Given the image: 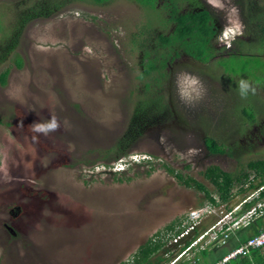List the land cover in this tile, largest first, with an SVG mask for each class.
I'll return each mask as SVG.
<instances>
[{"label":"rangeland","instance_id":"obj_1","mask_svg":"<svg viewBox=\"0 0 264 264\" xmlns=\"http://www.w3.org/2000/svg\"><path fill=\"white\" fill-rule=\"evenodd\" d=\"M176 6L208 8L230 46L215 37L205 62L167 56L155 43L172 27L163 0H0V264H120L207 201L176 173L212 191L207 166L237 175L264 158V0ZM160 54L162 73L142 75ZM50 114L60 130L32 131ZM254 190L236 186L218 212Z\"/></svg>","mask_w":264,"mask_h":264},{"label":"trees","instance_id":"obj_2","mask_svg":"<svg viewBox=\"0 0 264 264\" xmlns=\"http://www.w3.org/2000/svg\"><path fill=\"white\" fill-rule=\"evenodd\" d=\"M96 3H102L106 0H94ZM138 3L155 8L160 0H135ZM162 7V6H161ZM163 8L167 10V20L172 23L171 29L167 33H160L156 36V45L166 47L165 54L172 58L179 54V50L191 56L192 58L205 62L213 55V45L211 39L214 37L213 20L210 10L206 7H199L198 9L189 8L188 10H180L176 6V0H163ZM26 19L21 21V26ZM21 28L19 25H17ZM16 28V27H15ZM264 31V27L261 28ZM17 32V31H16ZM15 33V32H14ZM238 53V50H237ZM234 54V53H232ZM149 58L145 63V68L142 72L150 74L153 70L162 73L161 69L165 65L167 56L163 57L162 54ZM225 58L222 57V59ZM158 62V65H156ZM17 66L21 65L20 59L16 60ZM6 71L0 74V81L3 82ZM244 115L249 121L254 120V113L250 108L243 110ZM203 145L209 153L224 154L225 148L212 136L203 137ZM123 154V152H119ZM171 172L173 170L170 169ZM204 178L213 186V190L209 191L207 187L201 182L192 177L183 178L180 174H175V177L187 187H193L198 191L204 193L206 199L213 203L215 202L214 195L218 196L221 202L229 203L233 198V190L238 186V192L242 193L247 189H257L264 186V158L251 159L247 161L243 172L240 174H233L232 172L225 171L217 165L207 166L203 174ZM264 196V187L260 191V197ZM256 199L244 203L241 207L243 211L255 202ZM180 219L172 221V223L165 226V229L157 231L151 237H148L142 244H140L131 257L121 262L120 264H164L168 258L163 254L166 250L164 234L166 231L173 230L175 225L178 224ZM233 236V235H232ZM230 237L225 245L218 247H211L202 250L199 253V259L196 263L189 260L180 261L177 264H210L223 254L228 252L239 244L234 237ZM203 260V261H202ZM255 264H264L254 262ZM228 264H252L248 254L237 256L232 259Z\"/></svg>","mask_w":264,"mask_h":264},{"label":"built area","instance_id":"obj_3","mask_svg":"<svg viewBox=\"0 0 264 264\" xmlns=\"http://www.w3.org/2000/svg\"><path fill=\"white\" fill-rule=\"evenodd\" d=\"M119 164L122 166L125 162L120 161ZM122 169L123 167L119 170ZM263 187V185L258 187L239 204L224 212L221 210L218 212L219 207L224 206V202H221L217 196H213L216 203L207 200L197 207L190 208L174 229L164 234L166 250L163 255L168 258L164 264H177L186 260L196 263L202 250L225 245L236 229L248 226L264 214V196L260 197ZM253 199H256L255 202L242 211V205ZM219 214V218L207 227H202L208 218ZM263 247L264 228L259 229L257 233L249 236L210 264H228L237 256L246 255L253 249Z\"/></svg>","mask_w":264,"mask_h":264},{"label":"crops","instance_id":"obj_4","mask_svg":"<svg viewBox=\"0 0 264 264\" xmlns=\"http://www.w3.org/2000/svg\"><path fill=\"white\" fill-rule=\"evenodd\" d=\"M262 228H264V214L252 221L248 226L236 229L232 237L240 243ZM215 247H218V249L220 248V246ZM248 255L252 264H255L254 262L264 263V247L261 249H253Z\"/></svg>","mask_w":264,"mask_h":264},{"label":"clouds","instance_id":"obj_5","mask_svg":"<svg viewBox=\"0 0 264 264\" xmlns=\"http://www.w3.org/2000/svg\"><path fill=\"white\" fill-rule=\"evenodd\" d=\"M237 34H241L239 28L237 29ZM239 88H240V95L242 97H246L250 89L254 91V89L251 88V85L244 80H241L239 82ZM31 128L32 131H34L35 133L47 136L52 132L60 130L61 122L57 119L55 115L50 114V119H47L46 121L43 122L41 121L34 122L33 124H31Z\"/></svg>","mask_w":264,"mask_h":264},{"label":"flooded vegetation","instance_id":"obj_6","mask_svg":"<svg viewBox=\"0 0 264 264\" xmlns=\"http://www.w3.org/2000/svg\"><path fill=\"white\" fill-rule=\"evenodd\" d=\"M221 28H222V27H220V25H218V24H216V23L213 22L214 37L211 39V43H212V41H213V39H214L215 37H216V38L218 37V38L220 39V41L224 43V45H226V46H230V44L227 42V40H228L227 38H228V37L225 36V34H224V33H225L224 30H223V29L221 30ZM222 36L224 37V41H223V39H222V38H223ZM219 39H218V40H219ZM232 39H233V38H232ZM229 42H230V41H229ZM212 45H213V43H212Z\"/></svg>","mask_w":264,"mask_h":264}]
</instances>
